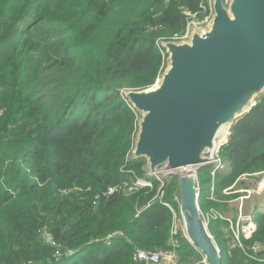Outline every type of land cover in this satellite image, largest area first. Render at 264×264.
Here are the masks:
<instances>
[{"label":"trees","instance_id":"1","mask_svg":"<svg viewBox=\"0 0 264 264\" xmlns=\"http://www.w3.org/2000/svg\"><path fill=\"white\" fill-rule=\"evenodd\" d=\"M207 5L0 0V264H144L132 259L136 249L204 264L180 231L171 235L178 176L95 196L145 174L147 159L132 155L141 113L125 92L155 83L165 64L160 43L201 20ZM220 155L228 168L215 174L217 200L201 188L202 212L229 202L223 188L264 171V95L232 123ZM253 218L252 235L231 250L227 223L207 224L222 264H262L264 250L251 257L249 248L264 241V207Z\"/></svg>","mask_w":264,"mask_h":264},{"label":"water","instance_id":"2","mask_svg":"<svg viewBox=\"0 0 264 264\" xmlns=\"http://www.w3.org/2000/svg\"><path fill=\"white\" fill-rule=\"evenodd\" d=\"M213 9L206 33L162 45L169 66L158 86L125 92L143 113L133 157L147 159L145 171L207 161L219 128L229 123L230 134L232 123L264 88V0H232L229 11L222 0H214ZM243 104L244 109L237 110ZM232 113L235 116L227 119ZM178 190L187 239L204 255L205 264H222L203 221L193 177L179 176Z\"/></svg>","mask_w":264,"mask_h":264},{"label":"built area","instance_id":"3","mask_svg":"<svg viewBox=\"0 0 264 264\" xmlns=\"http://www.w3.org/2000/svg\"><path fill=\"white\" fill-rule=\"evenodd\" d=\"M213 2H214V0H207V4H208L207 7H203V11L205 12V15L201 19V21L204 20V23L208 24V28H209V25H210V23L213 19V16H214ZM189 23H188V26H189ZM188 26H187V28H188ZM187 28H186V30H187ZM186 30L184 31L183 34H181L179 36H175L174 39H172V40L182 38L184 41H182L181 43L188 42L190 40V38L192 37V34L189 35L188 32H186ZM206 31L207 30H203L201 32V34L206 33ZM172 40H168V41H172ZM165 42H167V41L161 42L160 46L162 47V45ZM162 49H163L162 50L163 54L165 55V62H166V55L167 54L165 53V49L163 47H162ZM161 72L158 75V77L156 78V81L153 84L154 86H157L160 83L161 75H162ZM153 85L151 87H153ZM252 105L254 106L255 103L253 102ZM220 148H221V146H220V143L218 142L215 145L209 159L207 161H205L204 163H201V164L184 165V166H179V167L174 168V169H164L163 166H159L154 171L146 170L145 174L142 177L136 178L130 184H123L121 186H109V187H107L101 193L96 194L95 200H97L101 197L109 196L116 191H123L125 194H129V193L136 191L137 189L142 188V187H151V183L148 179L149 177H155L157 180H160L163 177H167L168 175H175V176H178V178H179V176L184 175V174H189L193 177L196 192L199 194L201 191V186H200L199 178H198V170L203 166H211V176H212L213 182L209 188L208 198L210 200H217L214 177H215V174L217 171L225 169L224 161L220 155ZM160 173H163L164 175H160ZM235 185H236V182H234L232 185H230L226 188H223L222 194L223 195H229V190ZM258 186H259L258 190H262V189H260V183L258 184ZM248 193H250V191H248ZM245 198H248V197L241 196L239 199L244 200ZM200 212L202 214L203 221L206 225L211 220H221V221H225L227 223V225H228L227 228L230 230V231L229 230L228 231L231 233L229 235L230 240L228 239L229 241L227 244L229 250L235 248L236 246L242 247L241 238L242 237L249 238L256 228L255 222L253 220L254 214L244 213L242 203H240V205L237 208V214H236L235 219H234V217L229 218L227 216H224L223 213H221L219 210H216L213 208H210L205 213H203L201 210H200ZM173 217H174V221H173L172 228H171V235L174 236L177 234V232L180 231L183 234V236L187 238V231L185 228V223H184L182 215L180 214V211H179V214L174 213ZM181 220H182L183 224L180 225L179 222H181ZM177 224L179 225V229H178ZM43 236L50 242V244L52 246H55L58 249V245H56L52 241L51 237L46 232L43 233ZM226 238H228V237H226ZM173 243H175V241H173ZM249 249H250L251 254H252L251 257H254L253 255L264 250V241H255L250 246ZM74 253H75V251H68L65 254V256L72 255ZM55 254L57 256L62 255V253L59 252L58 250H56ZM132 259L134 261L143 262L144 264H177V255H176L175 250L151 251V250H144V249H136L132 255ZM260 261L262 262V264H264V258H262Z\"/></svg>","mask_w":264,"mask_h":264},{"label":"rangeland","instance_id":"4","mask_svg":"<svg viewBox=\"0 0 264 264\" xmlns=\"http://www.w3.org/2000/svg\"><path fill=\"white\" fill-rule=\"evenodd\" d=\"M231 1L232 0H222L223 7L227 11H229ZM207 28H208V24L204 23V20L201 21V20L191 19L186 32H188L189 35H191L193 33L194 34L195 33L200 34L203 30H207ZM182 41H184L182 38L172 40V42H176V43H181ZM165 53L167 54L166 50H165ZM168 66H169V56L167 54L166 55V62H165V65H164V68H163L161 74H163L166 71ZM153 87H154V85H153ZM263 95H264V88L261 91V93H259L255 97L254 103L257 104V102L259 101V99ZM142 116H143V113H141L140 120H141ZM228 126L229 125L224 126L223 130L220 131L221 133L219 131L217 133V135H218V137H217L218 141L217 142L220 143V146H222L223 144H225L228 141L229 133L226 132V134H224V132H225V130H227ZM132 155H133V152H132ZM223 161H224V159H223ZM147 164H148V161H147ZM224 164H225V169H227L228 165L225 161H224ZM208 167L211 169V166H208ZM225 169H223V170H225ZM160 175H164V174L160 173ZM263 179H264V171H262L258 174H255L253 176H242L241 178H239V180L236 182V185L233 186L229 190V196H232V198L229 200L228 203L221 204L219 207L220 208L219 211L221 213H223L224 216H227L229 218L234 217V219H235L236 214H237V208L240 205V203H242L244 213L248 214V213L262 212L263 207H264V186L260 187V189H262V190H258V187H259L258 184ZM199 180H200L202 191L205 192L206 194H208L209 188L213 182V179H212V176L209 175V169L206 166H203V168L199 171ZM248 191H250V193H248ZM241 196L248 197V198L241 200V199H239ZM178 202H179V199H178ZM203 213H205V212H203ZM179 223H180V225L183 224L182 220ZM177 226L179 229L178 224H177ZM223 230L226 234V237H228V239L230 240V238H229V235L231 234L229 232L230 230L228 228L227 229L223 228ZM221 246L223 249V254H222L223 261H225L224 246H226V245H223V243H222ZM204 264H205V262H204Z\"/></svg>","mask_w":264,"mask_h":264},{"label":"bare ground","instance_id":"5","mask_svg":"<svg viewBox=\"0 0 264 264\" xmlns=\"http://www.w3.org/2000/svg\"><path fill=\"white\" fill-rule=\"evenodd\" d=\"M254 95V94H253ZM246 105L245 104H243V105H241L239 108H237V110L239 109V111H241V110H243L244 109V107H245ZM236 110V111H237ZM235 113V112H234ZM234 113H232L230 116H228V118L227 119H232L233 118V116H235L234 115ZM238 113V112H237ZM236 113V114H237ZM229 122V121H228ZM229 123H226V124H224V126H226V125H228ZM224 126H221L220 128H219V132L221 131V130H223V128H224ZM225 130V129H224ZM226 132H227V130H225V132H224V134H226ZM221 133V132H220ZM222 136V135H221ZM218 143V142H217ZM262 186H264V179L263 180H261V182H260V187H262Z\"/></svg>","mask_w":264,"mask_h":264},{"label":"crops","instance_id":"6","mask_svg":"<svg viewBox=\"0 0 264 264\" xmlns=\"http://www.w3.org/2000/svg\"><path fill=\"white\" fill-rule=\"evenodd\" d=\"M249 214V213H248ZM250 214H254V213H250Z\"/></svg>","mask_w":264,"mask_h":264}]
</instances>
